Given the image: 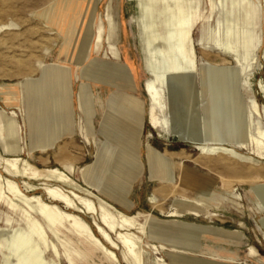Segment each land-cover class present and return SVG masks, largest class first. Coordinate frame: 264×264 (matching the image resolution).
Wrapping results in <instances>:
<instances>
[{
  "label": "rangeland",
  "instance_id": "rangeland-1",
  "mask_svg": "<svg viewBox=\"0 0 264 264\" xmlns=\"http://www.w3.org/2000/svg\"><path fill=\"white\" fill-rule=\"evenodd\" d=\"M66 1L0 0V85L15 86L21 81L25 92L29 91L30 109L36 113L42 111L43 100L53 101V107L44 103L45 118L58 134L53 147L42 151L35 145L33 151L25 100L22 112L0 98V110L5 109L0 113L12 116L16 111L18 124L24 125L25 140L33 152L23 156L40 167L58 166L66 171L71 165L80 169L89 166L87 181L81 170L80 174L78 170L73 174L81 185L128 214L138 210L152 213L154 219L143 244L145 264H264V196L260 192V187L264 188V155L258 153L249 139L260 129L264 131L261 87V82L264 84V2L93 0L91 3L77 0L64 32L59 33L57 26L46 24L41 14L54 3ZM144 1L154 3L163 43L159 36L157 41H152L149 35ZM108 6L111 18L116 21L113 43L119 47V55L105 42L81 64L85 49L93 43L97 16L106 17ZM165 18L168 23L163 21ZM109 30L107 22V34ZM167 45L174 51L172 60L186 84L169 80L170 60L163 51ZM55 63L70 66L68 91L73 105L69 108L62 106V109L53 99L59 95V84L64 85L63 81L51 79L45 90L35 84L45 76L47 66ZM149 81H155L163 92L165 105L158 114L167 119L168 127H155L149 121L152 105L146 92ZM81 91L89 98L92 115L79 109ZM255 102L260 105L263 116L253 111ZM59 111L71 114L63 118ZM189 112L192 122L196 120L201 127L196 135L202 142L221 144L238 156L224 151L203 154L195 144L183 141L180 131L186 135L194 133L192 125L181 120ZM137 113L144 117L139 137L141 145L135 150L145 167L139 174L134 171V163L124 157L125 149L118 137L102 125L106 114L138 124L142 119ZM81 119L89 130L91 142L79 129ZM37 126L43 124L38 122ZM22 133L20 129L21 146ZM42 137L49 142L53 136ZM0 150L6 155L1 138ZM150 150L157 156H152ZM0 172L12 176L6 167L0 168ZM169 172L173 174L171 180ZM15 178L25 193L41 194L47 202L53 199L45 192L46 186L69 191L64 184L44 180H31L37 187L31 191L28 180ZM176 184L180 185L178 189ZM151 197L156 198V203ZM15 200L22 205L25 202L22 198ZM60 205L81 215L106 245L111 246L98 232L97 223L101 224L98 213L81 205L77 211L63 203ZM36 215L61 251L58 259L51 249L44 248L47 260L70 264L65 255L70 249L77 264H112L87 235L76 230H59L43 215ZM25 218L21 207L12 209L7 201L0 199V230L10 229L8 237H12L14 229L21 226L18 236L23 249L29 245L24 235ZM110 234L119 244L116 252L127 264L123 244L115 233ZM7 257V250L0 251V264H10Z\"/></svg>",
  "mask_w": 264,
  "mask_h": 264
},
{
  "label": "bare ground",
  "instance_id": "bare-ground-1",
  "mask_svg": "<svg viewBox=\"0 0 264 264\" xmlns=\"http://www.w3.org/2000/svg\"><path fill=\"white\" fill-rule=\"evenodd\" d=\"M89 1L92 3L93 0H89ZM76 2L77 0H68V2L66 1L65 3L64 2L54 3L49 9L45 10V12L41 14L42 18H44L46 24L52 27L57 26V28L59 29V33H63L69 18L72 16L71 10L75 6ZM144 2H146L148 9L147 28L149 31V35L152 41L155 40L157 41L156 38H158L159 36V40H161L162 42L164 38L161 33V27L158 21L157 11L155 10L154 3L151 1H144ZM262 2H264V0H262ZM109 10L110 7L108 6L106 17H104L103 15L101 17H99V15L97 16L95 23L96 29L94 32V40L93 43L92 44L90 43L85 49L83 57L81 58L80 61L81 64L85 63L89 59L91 53L94 50L96 51L100 50L105 42L109 43L111 49L114 50V52L117 55H119V49H118L119 47L117 48V46H115V44L113 43V40L117 32L116 31L117 26L115 24L116 21L114 22L113 19L111 18ZM163 21L168 23V21H166V18L163 19ZM107 22L110 27L108 34H107ZM163 51L170 60L169 80L176 82V84L178 83L186 84L183 81V79L179 77L177 63L172 60L174 51L170 49L168 45L167 48L165 47L163 48ZM40 66L44 67L43 63H41ZM51 79L56 81L60 80V82L61 81L64 82V85L59 84V95H57L53 99H55L57 104H60L61 107L62 106L65 107L66 82L64 81L65 79L63 78V76L60 75L57 78L48 70H45V76L39 79L38 81H36L35 84H37V86H39L41 90H45L48 86V82ZM261 87L263 88L264 91V84L262 82H261ZM146 92L148 93L150 99L152 100V105L150 107L151 108L150 116H149L150 123L153 124L155 127H161V126L168 127L169 123L167 119L161 118L158 114V111L160 109H163V106L165 105L163 92L158 88L155 81H149L147 83ZM24 100L25 99L23 97L21 100V104H19L16 110L21 109L23 112ZM52 102L53 101L51 100L50 101L47 100L46 102L45 100H43L42 111L40 110V112L38 113H36V111H32L31 109H29L28 110L29 117H30V113H33L34 118L36 119L37 117V120H40L41 118H45V111H46V109L44 108L46 107L45 104L48 103V106L50 107L52 105L51 104ZM78 106L81 111H83L86 115H89L91 107L89 106V99L88 98L86 99V94H84L83 91H81L79 95ZM24 111L26 112L24 114L27 115V110L24 109ZM253 111L255 112V114L263 116V111L261 110V107L258 104V102H255ZM59 114L63 116L65 114V111L64 112L59 111ZM16 115H17L16 111L13 112L12 116H10L9 114L0 113V128L3 130L4 134H6V132L8 134L12 132L13 134H17V138H18L17 142L11 144L6 143L7 146L6 150L8 152H10V150L19 152V154L17 155H5L0 150V168L3 167L8 168L12 175V176H5L0 172V199L7 201L12 209L18 207H21L23 209V213L26 216V218L23 219V221H25L24 225L26 227V229L24 230L25 233L24 235L27 238L29 245L27 244L26 246L27 249H23L21 246L22 244H20L21 238L18 236V234L21 226L17 227V229H14L15 234L12 235V237L11 236L8 237L10 229L0 230V251L5 249L9 252V257H7L9 263L12 264V260H13L15 261V264H59L55 259L47 260L45 256L44 248L51 249L54 253V256L58 259L61 257V251L58 245L52 239H50L48 232L43 224L44 222L42 223L41 219H39L38 216L36 215V214H41L43 215V217H45L48 220L51 226L59 230L61 229H65L69 231L76 230L80 234L87 235L88 239L92 243H94L95 245L101 248V250L106 254V257L109 259V261L112 264H124L123 261L120 259L118 253L116 252V249L119 248V244L112 238L110 234V233H115L125 248V262L127 264H145V247L143 245L144 237L149 234V225L154 219L153 214L142 210H138L133 214H128L123 210L119 209L118 207H116L115 205H113L112 203H110L105 198L101 197L100 195H97L92 190L81 185L76 179L73 178V174H75L77 170L78 173L80 174V170H81L83 173L84 181H87L86 174L89 169V166H85L82 167V169H80V167L71 165L69 167V171H66L58 166L40 167L34 162H32L29 158L23 156L27 152L28 154H31L33 149L30 150L29 148L28 141L25 140V136H24L25 135L24 125L23 123L22 126L18 124ZM38 117H40V119H38ZM192 119L193 116L190 114V112L188 113L187 116L181 117V120L188 122L190 125H192L194 130V133H190L187 135L183 134L180 131L179 135L183 141L195 144L196 147L203 154L224 151L226 153L231 154L234 157L238 156V154L235 151L221 144H210L207 142H202L196 135V132H199L201 130V127L196 120L192 122ZM7 120H11L13 122L12 130L6 128ZM20 129L23 130V133L21 134L22 136L21 144L23 146L19 145ZM79 129L81 133L82 131L84 132L87 141L91 142L89 136L90 135L89 130L88 128L85 127L84 121L82 119L79 123ZM26 135H27V127H26ZM212 138L214 140H219L218 137H212ZM249 139L253 143V145L257 148L258 153L263 156L264 131L260 129L257 132V135L251 134ZM11 145L13 149H11L10 147ZM41 149L42 151H45L47 147L42 146ZM150 154H152V156L155 157L157 156V153H155L153 150H150ZM259 173L261 172H258L257 174ZM15 177H22L28 180V187L30 188L31 191L37 190L36 185L32 183L31 180H44V181H53V182L61 183L69 187V191L68 193H66L63 190H61L59 187L46 186L44 188L45 192L48 194V196H50L53 199V202H47L41 194L29 195L25 193L20 183L16 180ZM262 177L263 175H261V178ZM168 178L170 180L173 178L171 172H169ZM225 180L226 179L224 178V182ZM179 186H180L179 184H176L175 187L178 189ZM260 192L264 196L263 187H260ZM15 198L17 199L22 198L25 200V202L22 205L19 202H17ZM150 200L156 203L155 197H151ZM60 203L65 204L67 207H69V209L74 211H77L80 208L79 205H81L93 213H98L101 221V224L97 223L98 232L103 236L104 239L109 241L111 246L106 245L104 240L97 235L94 228L86 220H84L81 215L67 211L60 205ZM23 245L25 246V244ZM84 254H86V252ZM65 255L68 256L70 264H77L72 257V253L70 249H67L65 251Z\"/></svg>",
  "mask_w": 264,
  "mask_h": 264
},
{
  "label": "crops",
  "instance_id": "crops-1",
  "mask_svg": "<svg viewBox=\"0 0 264 264\" xmlns=\"http://www.w3.org/2000/svg\"><path fill=\"white\" fill-rule=\"evenodd\" d=\"M69 68H70V66L64 65V64L61 65L60 63H55V66H47V70L50 73H52L54 76H56L58 78L61 75L65 79L64 80L66 82V92H65L66 93V100H65L66 105H65V108L66 107L69 108L70 105H73L72 95L68 91V86L70 84V69ZM23 97L25 99V105L27 106L28 109H30L31 107H30V101H29V91L25 92L24 85L21 81L18 82L17 85H15V86L11 85V84H7V83L0 85V98L5 99L8 104L14 105V110L19 106V104H21V100ZM27 99L29 101L28 103H27ZM3 111L0 110V112H3ZM139 111L141 112V114L144 115V111H141V110H139ZM66 113H68V112H66ZM66 113L63 115V118H67V116L69 117V115L71 114L70 112L68 115ZM89 114H91V115L93 114L91 112V110H90ZM137 115L140 116L138 113H137ZM140 117L142 120H141V122H138V124H133L130 121H127V120L123 119V117H120L118 115L108 117V114H106V116L102 120V125L104 127H106L108 130H110L112 135H114L115 137H118L120 143L122 144L121 145L122 148L125 149L124 157H127V160H130L131 162L134 163V171L138 172L137 174L142 173L145 169L139 153L135 152V150L138 147H140V145H141V142H139V137H140L142 127H143L144 117H142V116H140ZM49 121H50L49 119L46 120L45 118H41L39 120V122H40V124L42 123L43 126L38 127L37 126V122H38L37 117L35 119L33 113H30V125L31 126L29 127V129L32 131L31 148H33V151L36 148V146L39 148H41L42 146H46L47 149H49V147L54 146L55 140L58 137V134L56 132V129H54V128L52 129L49 126V124H50ZM17 122L19 123L18 117H17ZM44 124H47V126H44ZM6 128L9 130H12L13 122L11 120L6 121ZM46 134L48 136H51V135L53 136L50 139L51 141L48 142V141H46V138L42 137L44 135L46 136ZM0 138L2 140V145L5 148L4 151H5L6 155H17V154H19L18 151L10 150V152H8L6 150V147H7L6 143L11 144V143L17 142V139H18L17 134H13L12 132L10 134H8L7 132H6V134H4L3 130L0 128ZM125 140H126V142H125ZM10 147H11V149H13L12 145ZM125 154H127V155H125ZM98 187H101V185H98ZM100 190L102 192H106L105 188L104 189L102 188ZM128 201L131 203V201L129 199H128Z\"/></svg>",
  "mask_w": 264,
  "mask_h": 264
}]
</instances>
